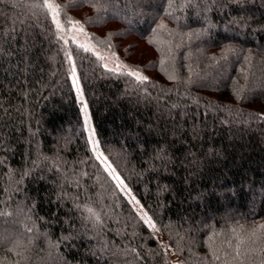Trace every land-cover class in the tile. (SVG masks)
Wrapping results in <instances>:
<instances>
[{
	"label": "trees",
	"instance_id": "trees-1",
	"mask_svg": "<svg viewBox=\"0 0 264 264\" xmlns=\"http://www.w3.org/2000/svg\"><path fill=\"white\" fill-rule=\"evenodd\" d=\"M51 2L128 67L0 2V264H264V0Z\"/></svg>",
	"mask_w": 264,
	"mask_h": 264
},
{
	"label": "snow or ice",
	"instance_id": "snow-or-ice-1",
	"mask_svg": "<svg viewBox=\"0 0 264 264\" xmlns=\"http://www.w3.org/2000/svg\"><path fill=\"white\" fill-rule=\"evenodd\" d=\"M0 2H2V0H0ZM170 3H171V0H170ZM93 6H95V4ZM33 7L46 9L47 12L51 14V19H52V22L55 25L56 31L58 33H62L64 31L65 25L62 24L61 23V20H60V13H61L62 9H61V7L58 4H55V3L51 2V0H42V3H36V4L33 5ZM67 23L70 24V25H75L78 22H74L73 20H71L69 18L67 20ZM80 31L83 32V29L81 28ZM60 38L62 39L63 37H60ZM65 43H67L66 40H65ZM101 43H103V42H101ZM79 47L81 49H83L85 52H88V51L91 50V47L92 46L85 45V44H81V45H79ZM67 55H68L69 61H71V59H72L71 53H68ZM105 67H107V65H105ZM127 67H128L127 65L117 64L116 65V68H112V69H108V70L109 71H112V72H116L117 69H123V68H127ZM71 71H72V74H73V84L76 87L77 93L80 95L81 101H83V94L80 91L79 81H78V79H76V76H75L76 69H75V66L74 65H73ZM119 74L133 77L138 83H141V84L146 83L147 80H148V78L146 76H143L138 70H134V69H130L127 72L121 71ZM83 112H84V122H85V125L86 126H89V116H88L87 104H84ZM92 137H93V133L90 130L89 131V139H90V141L92 140ZM99 158L100 157H98V159ZM108 168L111 169V166L109 165ZM114 171H115L114 169H111L109 171V174L113 176V179L117 180L118 186H122L124 182L122 180H120V178L118 176H116V175L113 174ZM125 188H126V186H125ZM132 199L135 200V197H133ZM136 203L139 204V201H136ZM87 211L92 216H95V218L97 220H99V216L96 213L93 212L92 208H88ZM141 219L149 227L155 228V224L153 223L151 217H149L147 215V213H144L141 216ZM65 239H67V237H65ZM162 247H163V245H162ZM236 254H237V256H239V254H240L239 253V250H237V253ZM216 258L218 259L219 257H216Z\"/></svg>",
	"mask_w": 264,
	"mask_h": 264
},
{
	"label": "rangeland",
	"instance_id": "rangeland-1",
	"mask_svg": "<svg viewBox=\"0 0 264 264\" xmlns=\"http://www.w3.org/2000/svg\"><path fill=\"white\" fill-rule=\"evenodd\" d=\"M82 27L79 25V24H75V25H69V26H65L64 27V33H65V36L67 37L66 39L67 40H71L79 45L81 44H85V45H89V46H92L91 47V50L92 52H94L95 54L99 55L100 57L103 58L104 60V63L105 65H107L108 67H111V68H116V65L117 64H122L124 65L123 62H121L117 56L114 54V53H111V52H107V51H104V50H101L97 45L96 43L91 39V37L84 31L83 29V32L80 31ZM89 131L91 130L90 128L88 129ZM92 132V130H91ZM93 133V132H92ZM91 143H92V146L93 148L95 149V152L96 154L100 157V158H104V155L102 154V151L101 149L99 148V145H98V142L96 140V138L94 137V134H93V137H92V140H91ZM114 175L118 176L121 179V177L114 171L113 173ZM123 181V180H122ZM124 182V181H123ZM126 184L123 183V185L121 186L122 187V190L127 194V196L130 198V200L134 203V205L136 206V208L139 210V212L141 213V215H143L144 213H146L140 203L137 204L136 201H138L136 199V197L133 195V193L130 191V189L126 186ZM135 197V200H133L132 198ZM153 230V232L155 233V235L163 242V244L166 246V242H165V239L163 237V235L157 231L158 229L155 227V228H151ZM168 247V246H167ZM171 256L174 260H177L178 262V259L177 257L175 256V254L173 252H171ZM179 264H181L180 262H178Z\"/></svg>",
	"mask_w": 264,
	"mask_h": 264
}]
</instances>
